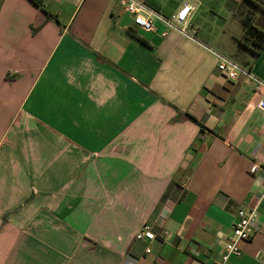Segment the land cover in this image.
Returning <instances> with one entry per match:
<instances>
[{
	"label": "crops",
	"instance_id": "obj_1",
	"mask_svg": "<svg viewBox=\"0 0 264 264\" xmlns=\"http://www.w3.org/2000/svg\"><path fill=\"white\" fill-rule=\"evenodd\" d=\"M139 1L189 5L194 39L121 0H0V264H216L239 206L258 220L229 264H264L260 93L211 52L264 82L239 44L264 0Z\"/></svg>",
	"mask_w": 264,
	"mask_h": 264
},
{
	"label": "built area",
	"instance_id": "obj_2",
	"mask_svg": "<svg viewBox=\"0 0 264 264\" xmlns=\"http://www.w3.org/2000/svg\"><path fill=\"white\" fill-rule=\"evenodd\" d=\"M124 11L131 18V23L135 29L142 32H152L155 29L156 23H162L167 30H173L186 38L194 39L193 30L189 23V13L191 7L183 5L176 13L169 17L164 16L150 7L146 6L139 0H121ZM166 30V31H167ZM166 31L163 34H166ZM217 58V68L228 81H236L240 75L248 77L254 82V88L260 93V98L257 103L258 108L264 113V82L251 74L250 70L238 64L234 60L223 56L219 53L211 51ZM259 166L253 163L250 166V173L254 174L259 170ZM264 184V173L262 175ZM258 220L257 207L239 206L234 214L232 223V231L224 246L220 260L216 264H229L232 256L240 254V243L249 240L253 235V229ZM159 236L152 230L151 226L144 223L137 231L136 239H145L152 241ZM146 253H150V249L146 248Z\"/></svg>",
	"mask_w": 264,
	"mask_h": 264
},
{
	"label": "trees",
	"instance_id": "obj_3",
	"mask_svg": "<svg viewBox=\"0 0 264 264\" xmlns=\"http://www.w3.org/2000/svg\"><path fill=\"white\" fill-rule=\"evenodd\" d=\"M36 6L44 9L41 0H31ZM45 11V10H44ZM47 18L53 17L51 14L46 12ZM240 46L251 50L255 54H259L264 49V30L258 28L254 24L252 16L245 17L243 20V35L242 39L239 40ZM187 117L198 123L197 119L193 116L186 114ZM167 195V193L165 194Z\"/></svg>",
	"mask_w": 264,
	"mask_h": 264
}]
</instances>
